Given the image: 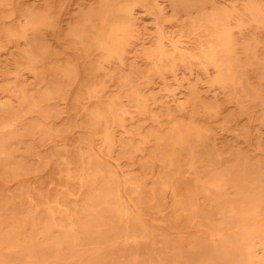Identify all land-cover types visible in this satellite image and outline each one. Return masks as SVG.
I'll return each mask as SVG.
<instances>
[{"label": "bare ground", "instance_id": "6f19581e", "mask_svg": "<svg viewBox=\"0 0 264 264\" xmlns=\"http://www.w3.org/2000/svg\"><path fill=\"white\" fill-rule=\"evenodd\" d=\"M126 2L130 1L100 0L99 7L72 31L88 56L94 49L101 51L99 68L103 62L121 58L130 39L133 3ZM248 12L264 28L263 8L252 4ZM233 15L221 11L205 16L219 33L218 44L205 48L204 54L218 71L213 84L228 94L238 114L264 123V73L258 77V85L249 76L255 64L264 61L261 41L256 36L240 48L229 25ZM45 19L33 14L23 27V36L28 37L29 31L37 34ZM246 26L240 20L239 27ZM177 53L181 58L187 54L177 46L169 50L162 37L148 56L155 64H164ZM46 54L44 48L30 44L25 65L16 72L18 83L11 89V95L19 97V108L0 102V169L11 166V145L24 113L41 111L37 98L26 94L19 84L20 70L36 72ZM70 72L67 69L64 74ZM180 112V119H172L164 133L144 139L141 146L131 145L132 154L145 156L143 167L152 174L151 180L135 174L122 176L87 154L77 173L69 171L64 176L65 194L29 196V211L25 202L14 197L1 200L0 210L7 215L0 222L12 217V210L20 231L25 212L33 213L32 224L41 237L65 252L60 264H81L86 259L94 264H239L236 255L244 254L248 256L241 264H264V256L254 257L258 245L264 255V146L259 142L254 155L235 145L220 147L215 124L234 133L235 113H226L217 97L206 99L194 89ZM125 113L118 101L107 111L94 112L92 122L103 130L99 134L105 144L114 142L110 128ZM38 128L42 126L35 124L28 130ZM195 228L201 235L187 240L193 250L186 256L181 252L184 236ZM12 234L10 231L8 237ZM244 249L248 252H242Z\"/></svg>", "mask_w": 264, "mask_h": 264}, {"label": "rangeland", "instance_id": "374dc122", "mask_svg": "<svg viewBox=\"0 0 264 264\" xmlns=\"http://www.w3.org/2000/svg\"><path fill=\"white\" fill-rule=\"evenodd\" d=\"M129 1L126 3H133L130 19L134 26L124 53L121 58L103 62V68H99L101 51L94 49L88 56L72 31L99 7L100 0H0L1 103L19 108V97L12 96L11 89L18 83L16 72L25 65L24 54L30 44L47 52L36 72L29 68L20 70L19 84L26 94L37 98L41 111L24 113L18 125L11 145V166L0 169V201L14 197L25 202L29 211L26 203L29 196L65 194L64 176L69 171L77 173L83 164L82 157L87 154L122 176L135 174L151 180L152 174L143 167L145 156L141 152L132 154L131 145L141 146L144 139L164 133L172 119H180V108L192 99L194 89L206 99L217 97L226 113H235L231 128L236 130L234 133L215 124L220 147L235 145L254 155L259 142L264 146V123L238 114L228 94L213 84L218 71L204 54L205 48L218 44L219 33V28L213 27L205 16L230 11L234 15L229 25L239 47L258 36L264 59V28L248 12L252 4L264 11V0H203L199 4L196 0ZM33 14L47 19L37 34L29 31L25 38L22 30ZM240 20L247 23L246 28L239 27ZM162 37L169 50L174 51L177 46L186 56L181 58L177 53L164 64H155L148 54ZM239 51L243 54V49ZM67 69L71 70L68 76L64 74ZM262 73L264 61L249 71L253 84L258 85ZM113 101L120 102L126 113L112 123L114 142L108 145L99 134L103 130L93 124L92 117L97 110L107 111ZM35 124L42 128L28 130ZM10 213L12 217L0 222V264L64 261L60 258L64 259L65 252L35 229L33 213L25 212L26 228L24 225L20 231L15 213L12 210ZM6 215L5 210H0V219ZM10 231L13 234L9 238ZM200 235L195 228L184 236L182 254H191L193 249L188 241ZM256 248L254 257H263V249L259 245ZM241 256L236 255L239 264L248 255ZM81 264L94 262L86 259Z\"/></svg>", "mask_w": 264, "mask_h": 264}]
</instances>
